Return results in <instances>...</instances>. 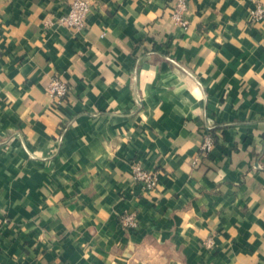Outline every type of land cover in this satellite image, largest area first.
Returning <instances> with one entry per match:
<instances>
[{
	"label": "crops",
	"instance_id": "crops-1",
	"mask_svg": "<svg viewBox=\"0 0 264 264\" xmlns=\"http://www.w3.org/2000/svg\"><path fill=\"white\" fill-rule=\"evenodd\" d=\"M71 1L0 0V264H264V0Z\"/></svg>",
	"mask_w": 264,
	"mask_h": 264
},
{
	"label": "built area",
	"instance_id": "built-area-1",
	"mask_svg": "<svg viewBox=\"0 0 264 264\" xmlns=\"http://www.w3.org/2000/svg\"><path fill=\"white\" fill-rule=\"evenodd\" d=\"M188 10V0H176L171 13V18L177 27L187 29L189 21L186 18ZM93 7L89 0H72L69 3V9L64 14L59 22L61 25L74 30L75 32H83L87 26V20L92 13ZM250 19L255 23H264V4L257 3L255 8L250 11ZM48 92L57 103H61L68 97L71 90L67 83L55 78L51 81L48 87ZM203 143L200 147V156L209 157L215 147L216 138L212 132V125L208 124L204 131ZM135 179L143 184L147 192H152L158 186V176L156 173L144 169L140 163L132 165ZM120 224L125 229L136 230L139 228L138 216L135 213L125 214L120 219Z\"/></svg>",
	"mask_w": 264,
	"mask_h": 264
}]
</instances>
